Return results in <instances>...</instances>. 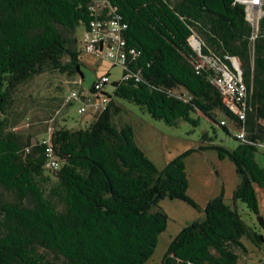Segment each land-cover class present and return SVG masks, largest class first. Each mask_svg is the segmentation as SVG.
Masks as SVG:
<instances>
[{
	"label": "trees",
	"instance_id": "16d2710c",
	"mask_svg": "<svg viewBox=\"0 0 264 264\" xmlns=\"http://www.w3.org/2000/svg\"><path fill=\"white\" fill-rule=\"evenodd\" d=\"M94 21L105 32L114 22L124 42L123 77L113 93L92 83L86 96L66 101L79 107L104 96L98 108L85 110L94 117L86 127L60 126L35 141L14 131L10 109L21 84L46 71L83 75L81 53ZM253 31L236 0H0V264H144L167 225L159 201L176 198L198 208L187 192L185 159L207 149L234 164L232 204L223 189L208 199L203 218L177 232L158 264H237L238 250L246 251L243 237L262 245L263 234L235 206L243 202L264 227L255 189L264 188V166L255 157L264 153V13L255 40ZM207 57L240 61L244 119L221 100ZM117 98L169 125L197 126L200 112L236 146L214 143L206 131L202 144L158 169L133 127L114 122L122 110Z\"/></svg>",
	"mask_w": 264,
	"mask_h": 264
},
{
	"label": "rangeland",
	"instance_id": "374dc122",
	"mask_svg": "<svg viewBox=\"0 0 264 264\" xmlns=\"http://www.w3.org/2000/svg\"><path fill=\"white\" fill-rule=\"evenodd\" d=\"M95 4L103 7L99 1ZM262 4L263 0H259L258 6L248 12L253 34L257 33L258 20L264 12ZM82 31L81 25L76 28L78 46ZM195 33L193 32L192 35L197 37ZM81 61L83 79L80 78V74L70 76L57 71H46L19 86L10 109V121L14 131L35 141L60 126L83 128L89 125L94 118L89 111L79 112L77 102L65 105L70 89L82 88L87 92L95 80L107 74L110 81L104 88L108 93H113V83L122 78L123 70L120 64H114L106 57L105 50L102 54H97L84 49L81 53ZM117 101L121 104L122 110L115 116L114 122L117 125L129 123L133 127L137 145L158 169H162L169 160L182 151L202 144L201 134L206 131L208 136L213 137L212 142L229 148L236 146L237 141L234 138L228 136L218 124L210 121L200 112H197L201 116L197 126L183 120L176 125H169L163 119L152 118L141 106L133 102L120 98H117ZM216 117L222 119L224 115L217 112ZM211 124L215 126L214 129ZM255 157L264 166V153L261 150L256 151ZM185 164L188 178L187 192L196 201L198 208L176 198L166 197L159 201V208L167 215V225L165 230L159 233L154 252L144 264H158L170 240L183 226L195 219L203 218L206 201L219 194L221 189L224 190V201L232 204V190L239 182V177L235 172L234 164L228 158L220 159L215 150L207 149L188 155ZM255 189L259 212L264 218V188L256 185ZM235 206L243 220L264 236V227L257 223L256 215L240 200H236ZM242 242L246 251L238 250L240 258L237 264H257L259 258L264 264V242L258 246L245 237L242 238Z\"/></svg>",
	"mask_w": 264,
	"mask_h": 264
},
{
	"label": "built area",
	"instance_id": "2783aa9c",
	"mask_svg": "<svg viewBox=\"0 0 264 264\" xmlns=\"http://www.w3.org/2000/svg\"><path fill=\"white\" fill-rule=\"evenodd\" d=\"M236 1L245 5L246 18L249 21L248 12L251 8H256L258 6L257 4L259 0H236ZM112 25L113 26H111V29L108 32H105L104 29L101 28V24L99 21L92 22L91 31L86 36L84 49L86 51L95 52L97 54H102L105 50V55L109 60H111L114 64H120V66H122L125 59V53L122 48L124 42L120 39V37L116 33V24L112 22ZM112 31H115V34L112 35ZM255 36L256 33L252 34L251 40H253ZM196 46H198L199 48V44ZM228 59L230 61V65L214 57H207L205 62H207L209 67H211L215 71V76L212 79V81L218 88L223 103H225L227 107H229L235 114H237L239 119H244L246 115L245 113L246 105L244 100L247 95V88L242 80V70L240 67V61L238 60L237 57H228ZM126 76L127 74L124 75L125 78ZM107 82H108V77L102 75L100 78H98L93 82V85L94 88L98 91L103 87H105ZM80 95L86 96L87 93L83 92V94L82 93L80 94L78 90L73 89L68 93L66 97V101L78 100L81 98ZM104 101H105L104 96L102 94H99L98 98L94 101L90 100L88 102H85V100H83L77 110L79 112H82L88 109L89 107L98 108L99 102L103 103ZM238 102L241 103V106L238 105ZM224 123H225L224 120H220V124H224ZM235 135L237 138H242L244 136V129L243 128L236 129ZM46 150H48V148ZM51 164L54 165L55 161H52Z\"/></svg>",
	"mask_w": 264,
	"mask_h": 264
},
{
	"label": "crops",
	"instance_id": "0c3cea01",
	"mask_svg": "<svg viewBox=\"0 0 264 264\" xmlns=\"http://www.w3.org/2000/svg\"><path fill=\"white\" fill-rule=\"evenodd\" d=\"M207 202V201H206ZM259 262L257 263V264H262L263 263V261H262V259L261 258H259V260H258Z\"/></svg>",
	"mask_w": 264,
	"mask_h": 264
},
{
	"label": "water",
	"instance_id": "95a60500",
	"mask_svg": "<svg viewBox=\"0 0 264 264\" xmlns=\"http://www.w3.org/2000/svg\"><path fill=\"white\" fill-rule=\"evenodd\" d=\"M80 78H81V79L83 78V75H82V74H80Z\"/></svg>",
	"mask_w": 264,
	"mask_h": 264
},
{
	"label": "bare ground",
	"instance_id": "6f19581e",
	"mask_svg": "<svg viewBox=\"0 0 264 264\" xmlns=\"http://www.w3.org/2000/svg\"><path fill=\"white\" fill-rule=\"evenodd\" d=\"M256 2V1H255ZM198 42V41H197Z\"/></svg>",
	"mask_w": 264,
	"mask_h": 264
}]
</instances>
